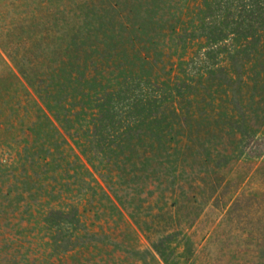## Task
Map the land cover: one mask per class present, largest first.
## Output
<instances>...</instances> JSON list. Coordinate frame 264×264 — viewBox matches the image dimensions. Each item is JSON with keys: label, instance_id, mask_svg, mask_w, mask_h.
<instances>
[{"label": "rangeland", "instance_id": "obj_1", "mask_svg": "<svg viewBox=\"0 0 264 264\" xmlns=\"http://www.w3.org/2000/svg\"><path fill=\"white\" fill-rule=\"evenodd\" d=\"M0 264H264V0H0Z\"/></svg>", "mask_w": 264, "mask_h": 264}, {"label": "trees", "instance_id": "obj_2", "mask_svg": "<svg viewBox=\"0 0 264 264\" xmlns=\"http://www.w3.org/2000/svg\"><path fill=\"white\" fill-rule=\"evenodd\" d=\"M95 106L96 107H98L99 109H101V107H102V104H99V103H96L95 104ZM56 119V118H55ZM56 121H57V119H56ZM93 126H94V129H96V127H97V124L95 123V122H93V124H92Z\"/></svg>", "mask_w": 264, "mask_h": 264}]
</instances>
